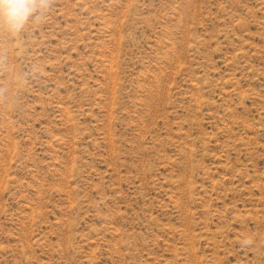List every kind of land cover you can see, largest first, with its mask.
I'll list each match as a JSON object with an SVG mask.
<instances>
[{
	"label": "rangeland",
	"instance_id": "1",
	"mask_svg": "<svg viewBox=\"0 0 264 264\" xmlns=\"http://www.w3.org/2000/svg\"><path fill=\"white\" fill-rule=\"evenodd\" d=\"M0 56V264H264V0H52Z\"/></svg>",
	"mask_w": 264,
	"mask_h": 264
},
{
	"label": "clouds",
	"instance_id": "2",
	"mask_svg": "<svg viewBox=\"0 0 264 264\" xmlns=\"http://www.w3.org/2000/svg\"><path fill=\"white\" fill-rule=\"evenodd\" d=\"M51 6L52 0H0V32L19 35L29 26L41 23Z\"/></svg>",
	"mask_w": 264,
	"mask_h": 264
}]
</instances>
